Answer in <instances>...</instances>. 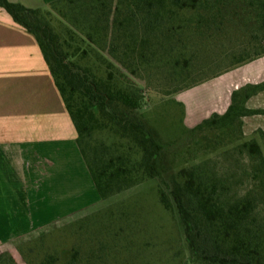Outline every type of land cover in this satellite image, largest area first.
Instances as JSON below:
<instances>
[{
	"label": "trees",
	"instance_id": "16d2710c",
	"mask_svg": "<svg viewBox=\"0 0 264 264\" xmlns=\"http://www.w3.org/2000/svg\"><path fill=\"white\" fill-rule=\"evenodd\" d=\"M0 7L35 37L102 200L161 178V161L169 145L136 116L141 89L129 82L127 74L119 69L115 72L98 50L106 51L134 77L162 65L172 66L181 76L194 51L223 31L227 8L241 11L254 22L264 46V0H56L49 10L0 0ZM52 12L66 20L65 27L61 21L55 26ZM76 32L83 37L73 45ZM262 55L264 47L253 55H232L226 58L229 64L211 78ZM262 90L264 82L233 92L224 114L212 115L191 132H217L216 138L225 137V131L243 136L241 119L264 115L263 110H247L243 105ZM94 132H107L106 140L95 138ZM243 138L237 148L258 163L261 179L257 192L231 195L227 180L208 170L205 163L179 170L172 176V187L158 191L163 209L178 215L193 264H264V220L258 217V208L264 206V132ZM119 212L126 217L122 209ZM87 220L78 221L77 229L87 227ZM108 228L102 225L100 230L110 231ZM118 231L112 235L117 237ZM106 242H100L102 251ZM79 252L73 249L65 264H80ZM54 262L55 257L50 256L42 264ZM0 264L16 262L9 253H1Z\"/></svg>",
	"mask_w": 264,
	"mask_h": 264
},
{
	"label": "rangeland",
	"instance_id": "374dc122",
	"mask_svg": "<svg viewBox=\"0 0 264 264\" xmlns=\"http://www.w3.org/2000/svg\"><path fill=\"white\" fill-rule=\"evenodd\" d=\"M52 13L55 26L58 27L61 21L65 27L66 20L56 12ZM224 15L223 31L214 36L213 42H205L194 51L187 69L180 71L181 76L173 72L172 66L162 65L134 77L106 51L98 50L107 62L112 63L115 72L119 69L127 74L129 82L141 89L142 102L135 114L169 145L161 161L162 177L146 180L99 204L92 203L68 219L53 221L50 227L41 229L39 233L5 246L0 254L9 253L16 264H42L50 256L55 257L53 264H65L70 260L73 249L80 251V264H193L178 215L165 211L160 205L159 189L167 192L172 187V176L179 170L202 163L227 180L231 195L245 196L257 192L261 179L256 171L258 163L249 158L246 151L237 148L245 141L241 134L227 135L225 131V137L216 138L217 132H191L196 122L200 124L206 119L201 120L191 114L187 119L183 107L174 100L177 92L195 86L194 81L197 84L203 78H211L222 71L229 64L226 58L253 55L264 47L262 35L256 32L254 22L243 16L244 13L227 8ZM64 27H60V31L69 39ZM82 37L76 32L73 45L79 44L78 38ZM188 101L189 106L195 107V91L188 94ZM189 125L192 127H187ZM93 136L106 140L107 132H94ZM261 146L264 157V146ZM120 209L126 217H121ZM86 217L89 225L82 230L77 229L76 223ZM92 217L95 220L97 217V220ZM258 217L264 220V206L258 208ZM102 225L109 226L110 231H101ZM121 227L123 232L118 231ZM117 231V237L112 235ZM105 241L109 242L104 244L102 251L100 242Z\"/></svg>",
	"mask_w": 264,
	"mask_h": 264
},
{
	"label": "crops",
	"instance_id": "0c3cea01",
	"mask_svg": "<svg viewBox=\"0 0 264 264\" xmlns=\"http://www.w3.org/2000/svg\"><path fill=\"white\" fill-rule=\"evenodd\" d=\"M8 1L47 10L56 0ZM262 82L264 55L179 91L174 100L187 119L191 114L204 120L224 114L233 92ZM192 91L193 108L188 101ZM243 107L264 111V90L250 96ZM241 121L246 139L264 132V115ZM76 139L35 37L0 7V252L53 221L102 202Z\"/></svg>",
	"mask_w": 264,
	"mask_h": 264
}]
</instances>
